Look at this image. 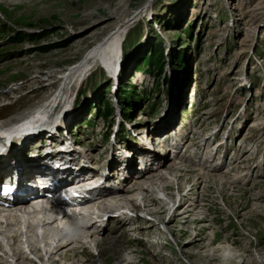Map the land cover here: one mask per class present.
<instances>
[{
    "label": "rangeland",
    "instance_id": "rangeland-1",
    "mask_svg": "<svg viewBox=\"0 0 264 264\" xmlns=\"http://www.w3.org/2000/svg\"><path fill=\"white\" fill-rule=\"evenodd\" d=\"M114 29L121 30L113 62L122 64L121 84L138 71L139 58L151 45H161L163 55L165 49L166 58H173L157 79L145 67L142 81L134 75L135 87L129 88L140 99L122 100L132 103L130 122L152 140L158 123L173 116L167 113L171 100L180 101L177 88L185 92L192 86L196 105L189 120L197 139L190 145L198 149L187 141L176 157L166 156L160 170L128 183L142 184L133 194L137 205L119 198L117 206L124 208H104L109 192L97 200L93 210L107 218L110 233L71 224V234L51 230L54 239L70 240L59 247L62 257L52 254L57 260L51 264H264V0H0V102H9L0 108V120L34 108L26 121L41 119L51 109L42 103L68 100L74 89L69 86L82 81L70 121L89 119L79 135L81 149L101 166L106 147L101 124L107 121L87 115L112 97L100 68L109 47L86 54ZM178 50L186 57L180 66L174 64ZM84 57L90 64L84 79L68 85L82 72L72 68ZM118 209L125 213L115 216ZM89 217L83 220L96 215ZM34 232L25 233L27 246L37 245L41 236ZM109 238L117 250L102 243ZM14 257L15 264H32ZM9 262L0 257V264Z\"/></svg>",
    "mask_w": 264,
    "mask_h": 264
},
{
    "label": "bare ground",
    "instance_id": "bare-ground-1",
    "mask_svg": "<svg viewBox=\"0 0 264 264\" xmlns=\"http://www.w3.org/2000/svg\"><path fill=\"white\" fill-rule=\"evenodd\" d=\"M130 13V11L128 12V13H126V14H124L123 16H121V18H127V15ZM120 18V17H119ZM125 21V19L123 20V22ZM125 23V22H124ZM123 28H121V30H122ZM121 30L120 29H114L112 32H109L108 34H106V36H104L103 37V39H102V41L100 42V43H98V45L96 46V47H94L93 49H91V50H89L88 52H87V54H86V56H88L89 54L91 55L92 53H94V51L95 50H99V48L102 46V45H104V46H106V47H109V48H107V50H106V53H105V58H104V60H103V63H102V65H100V66H102L105 70L107 69V72H110V71H112L113 69H117V67L119 66V63H117V65H113V62H114V60L115 59H117V58H119V55H117L116 54V47H117V45H118V43L117 44H115L118 40H119V37H120V35H121ZM111 49H113V50H111ZM109 51V52H108ZM117 51H118V49H117ZM108 52V53H107ZM118 54H119V52H118ZM85 56V57H86ZM85 57L84 58H82V59H80L78 62H76L75 64H74V66H73V68L72 69H75L76 71H78L79 69H80V71H82V72H80V73H78V74H76V78L75 79H73V77L69 80V78L70 77H68V78H66V79H68L69 81H68V85H70L72 82V85L73 84H76L78 81H81L83 78H81L83 75H86V69L90 66V64H88L86 61H85ZM69 70H70V68H68V71H67V73H66V75H68V73H70L69 72ZM74 70V71H75ZM76 71L75 72H73V73H76ZM79 83H81V82H79ZM67 85V86H68ZM75 88L74 86H69V88L71 89V88ZM67 89V88H66ZM63 90V89H62ZM62 94H64L63 93V91H60ZM60 92H58V93H60ZM62 97V96H61ZM65 97V96H64ZM55 99H56V97H55ZM52 100V99H51ZM54 101V100H53ZM57 101H59L60 102V99H57L55 102H54V104L53 105H51V103H48V101L46 102H44V103H42V104H47V105H50L51 106V108L52 107H54L55 106V103L57 102ZM61 103V102H60ZM35 109V108H34ZM34 109H32L30 112H28L27 114L29 115ZM42 111H44V110H42ZM50 110L48 109V112H49ZM166 112H167V110L164 112V116L165 115H167V114H169V113H171L170 111H168V113L166 114ZM29 116H25V120H24V124L25 123H28V122H31V121H26V120H28L27 118H28ZM173 117H171V119H172ZM171 119H169V120H167V121H170ZM167 121H165L164 122V124H166L167 123ZM10 121H3V120H0V125H5V124H8ZM17 126H21V123H19ZM158 126H160V123H158ZM157 126V127H158ZM138 129V128H137ZM15 130V129H14ZM186 141V140H185ZM184 141V142H185ZM184 142H183V144H184ZM183 144H181V145H183ZM163 145V144H162ZM166 148L167 147H165V152H167L166 153V155H165V157L163 158V156H160L159 154H158V156L156 157V159H158L159 160V162H161V158H162V160L164 161V160H166L167 158H166V156L168 155V150L166 151ZM180 148L181 147H179V149H178V151L177 152H179V150H180ZM145 155V154H144ZM19 156V158H20V160L19 161H21L20 163H19V165L22 167V170L23 171H26L27 173L29 172V169H28V167H26L27 166V164H25L24 163V161L26 160V159H24V157H22V155H21V153L18 155ZM87 156V155H86ZM12 157V153H10V157L8 158V160L10 159ZM88 158H91L92 159V156L91 155H88L87 156ZM152 158H154L155 159V155H153L152 156ZM161 162L160 164H159V166L158 167H156L155 168V170L156 169H160L161 167H163L164 166V162ZM13 163H11L10 165H12ZM149 169H152L151 167H148ZM185 169V168H184ZM191 170V169H190ZM146 171V170H145ZM16 172H18V171H16ZM35 171H33L32 173H34ZM149 174H151V173H145V174H143L141 177H149ZM39 175H41V174H39ZM141 177H139L138 179H140ZM138 179H135V180H133V182L134 181H136V183H138L137 182V180ZM145 179V178H144ZM148 179V181L149 180H151L150 178H147ZM146 179V180H147ZM153 180V179H152ZM131 181V180H130ZM140 181V180H139ZM117 182V181H116ZM132 182V183H133ZM130 184V185H128V186H126V189H124L123 187H122V189L121 190H117V191H115V192H113L112 194H108V195H106V196H104V198H102V200H108V201H110V202H107V204H106V206L104 207V208H109V209H112V208H114L115 206H117V204H119L118 202L116 203V201H118V200H120V199H123V200H126V199H131L132 201H130V202H132V204L135 206V199L133 198V194H135V187L136 186H140V185H142V184H138V185H135L134 184V186L135 187H132L131 185H133V184ZM141 183V182H140ZM125 184H127V183H125ZM130 187V188H129ZM132 187V188H131ZM143 187V186H142ZM142 187H140L141 189H142ZM75 188L77 189L78 188V184H74V186L72 185V186H70V189L73 191V190H75ZM145 189V188H144ZM120 191V192H119ZM123 192H125L124 194H119V193H123ZM113 194H116L115 196L113 195ZM106 197V198H105ZM120 198V199H119ZM142 198L143 197H141L140 198V200H142ZM153 199H154V197H152ZM100 198H98L97 200H99ZM134 199V200H133ZM152 199V200H153ZM156 199V198H155ZM153 200L154 202H157L158 200L156 199V200ZM90 200V199H89ZM82 200V201H77L75 204H70L69 206L67 205L66 206V210H67V212L68 213H63L61 216H59V214H55V215H51V211H52V205L51 204H45L47 207L45 208V209H43L39 204H36L35 205V207H28V208H26V206H22V205H20V206H18V207H15L14 209L15 210H13V211H15L14 213H7L8 214V217H9V221L10 220H15V222L13 223V224H11V225H13V226H18V231H17V233H19V230H20V228H24L25 229V233L26 232H28V230H32L33 232H34V236L36 237V235H38V236H41V237H39L41 240H39L40 241V243H38V242H36L37 243V246H40L39 244H41V242H43L44 241V238H48L47 236H45V235H43L42 233L40 234V232H41V230H44V225L45 224H47V223H44V224H41L40 226H37V225H35L36 224V222H40L41 221V219L43 218V219H51V221H50V223H52V222H54L56 219H62V218H67L66 220H70V222H71V225H74V226H81L82 227V229H84V230H88V231H93V232H96L97 234H100V233H98V232H105L106 231V229H107V218H106V220L104 221V220H102L101 218H99L100 216L99 215H96V217H94L93 218V220H90V219H88V221L86 220H83L84 218L83 217H89V215H90V213H91V215L93 214V212H94V210H93V207L95 208V204H96V202H97V200H96V198H94V199H92V200ZM93 201H95V202H93ZM101 201V200H100ZM168 204V203H167ZM137 205V204H136ZM145 205L147 206V204H143L142 206H144L145 207ZM188 205V204H187ZM169 207H170V205H168ZM59 207V206H58ZM103 207V206H102ZM117 207H119V208H124L123 206H117ZM173 207V206H172ZM192 207V206H191ZM35 208H37V209H35ZM54 208H56V207H54ZM108 209V210H109ZM118 210H120V211H118ZM117 210V212L119 213V214H121V213H125L124 211H121V210H123V209H118ZM130 210V209H129ZM168 210V209H167ZM170 210V209H169ZM168 210V211H169ZM190 210V209H189ZM9 211H11V210H9ZM8 211V212H9ZM174 211V210H173ZM53 212H55L54 210H53ZM115 212H116V210H115ZM156 212V211H155ZM55 213H59V211L57 212H55ZM129 213V212H128ZM130 214V213H129ZM136 214H138V215H140L141 216V214H139V213H136ZM185 215H186V213H184ZM132 215H133V213H132ZM0 216L2 217V218H4V216L5 215H3L1 212H0ZM80 216H82L81 218H80ZM143 216V215H142ZM144 216H146L145 214H144ZM174 216V213H172L171 214V216H170V218L171 217H173ZM91 217V216H90ZM89 217V218H90ZM148 217V216H147ZM80 220V221H79ZM77 221V222H76ZM70 222L68 223V226H69V228H72L71 227V225H70ZM75 222V223H74ZM81 222H83V223H81ZM50 223H48L49 225H50ZM81 223V224H80ZM39 225V224H38ZM67 226V227H68ZM46 229H49V228H47L46 227ZM51 230V229H50ZM72 230V229H71ZM37 231V232H36ZM45 232H47L48 230H44ZM111 231H106V233H110ZM15 234V233H14ZM50 234H51V236H53L52 235V233H51V231H50ZM24 236H25V234H24ZM17 237H18V235H17ZM105 236H103V237H99L100 239H103ZM109 237H111V236H109ZM25 238V237H24ZM37 239H38V237H36ZM57 238V237H56ZM60 239H64V238H60ZM110 239V238H109ZM56 240V239H55ZM17 241V240H16ZM70 240L68 239V240H63L62 242H61V240L59 241V244H57L56 246L54 245L53 247H52V244H45V245H47V247L49 246V247H52V253H51V255L52 254H54L55 252H56V254L57 255H59V254H61V257H62V255L64 254V252H63V249H59V247L61 246V247H67V246H69V244L70 243H68ZM107 241V243H108V247L109 248H111V249H115V250H117V248H116V246L114 245L113 246V242L111 241V239L110 240H105V241H102V243H104V242H106ZM19 242V241H18ZM27 243V242H26ZM28 245H30V243L28 244ZM43 245V244H42ZM33 249L35 248V247H32ZM64 249H66V248H64ZM34 250H36V249H34ZM70 250V249H69ZM72 250V249H71ZM61 252V253H60ZM63 253V254H62ZM21 255H19V257H20ZM56 255H54V257H55ZM59 257V256H58ZM60 257V258H61ZM42 264V263H41ZM127 264H130L129 262H127Z\"/></svg>",
    "mask_w": 264,
    "mask_h": 264
},
{
    "label": "trees",
    "instance_id": "trees-1",
    "mask_svg": "<svg viewBox=\"0 0 264 264\" xmlns=\"http://www.w3.org/2000/svg\"><path fill=\"white\" fill-rule=\"evenodd\" d=\"M192 30V28H187L185 29L183 32L184 34L189 35V32ZM140 61L139 63H137V67L140 69H143L144 67L147 69V71L152 74L154 76V78L157 79L158 74H160L163 70V66L164 64H168V67L172 66V56L170 55L168 58H166L165 55H163L162 53V47L161 45H151V47L147 50L146 53H144L143 55L140 56ZM186 61V57H183V50H178L176 53V57L174 59V64L177 66H180L182 63H184ZM163 79V77H162ZM120 95L123 96V94L125 93L123 89H121L120 87ZM132 94H134V92L132 91ZM134 96H138L135 95ZM105 99H103L102 104H98L97 111L101 112V111H106V113L109 112V104L104 101ZM136 100H139V98H137ZM102 106V107H101ZM120 108H122V106L120 105ZM123 114H125L126 110L123 109Z\"/></svg>",
    "mask_w": 264,
    "mask_h": 264
}]
</instances>
